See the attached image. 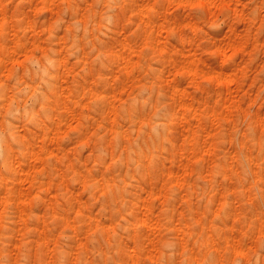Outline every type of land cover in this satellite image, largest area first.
<instances>
[{"label":"rangeland","instance_id":"1","mask_svg":"<svg viewBox=\"0 0 264 264\" xmlns=\"http://www.w3.org/2000/svg\"><path fill=\"white\" fill-rule=\"evenodd\" d=\"M0 264H264V0H0Z\"/></svg>","mask_w":264,"mask_h":264}]
</instances>
